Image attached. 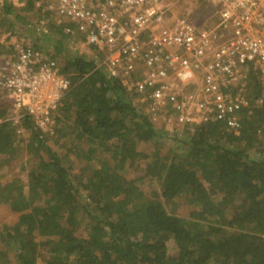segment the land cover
<instances>
[{"label":"trees","instance_id":"1","mask_svg":"<svg viewBox=\"0 0 264 264\" xmlns=\"http://www.w3.org/2000/svg\"><path fill=\"white\" fill-rule=\"evenodd\" d=\"M37 1L26 0L25 9ZM1 9L22 17L9 0H1ZM55 27L56 36L85 40L67 31L74 28L69 21ZM103 56L98 53L99 60ZM58 70L71 86L52 110L53 135L41 136L27 115L20 121L36 156L27 190L16 180L4 186V202L17 219L0 230L6 247L0 264H264V101L255 72L248 75L238 127L199 121L182 131L183 154L163 158L154 152L151 160L138 145L159 135L142 96L127 89L136 74L126 82L83 55L67 58ZM16 129L0 121V155L14 151ZM59 138L66 139L59 148L86 161L75 180L65 154L47 143ZM138 159L145 160L146 175L161 179L165 201L180 197L187 203L186 217L169 214L158 194L143 195L136 180L124 176ZM169 241L175 244L172 254ZM39 249L48 256L37 262ZM11 250L12 262L6 257Z\"/></svg>","mask_w":264,"mask_h":264},{"label":"built area","instance_id":"2","mask_svg":"<svg viewBox=\"0 0 264 264\" xmlns=\"http://www.w3.org/2000/svg\"><path fill=\"white\" fill-rule=\"evenodd\" d=\"M212 21L197 24L191 10L173 14L163 0H55V11L80 34L110 76H122L127 89L142 96L144 111L153 115L164 101L183 96V77L199 84L198 120H222L239 126L246 103L247 81L255 72L264 101V0H210ZM55 60L21 44L0 53V98L20 121L29 116L41 136L55 129L52 110L70 89ZM190 96V95H189ZM179 124L193 121L182 101L171 106ZM192 123V122H191Z\"/></svg>","mask_w":264,"mask_h":264},{"label":"rangeland","instance_id":"3","mask_svg":"<svg viewBox=\"0 0 264 264\" xmlns=\"http://www.w3.org/2000/svg\"><path fill=\"white\" fill-rule=\"evenodd\" d=\"M25 1L26 0H9L13 11L22 16L17 19L13 17V14H6L2 11L0 0V18L4 20L0 25V52L8 53L21 44H34L41 49L44 56L56 60L60 66L67 58H71L74 55H83L87 58H98V53L87 46L85 40L83 41L79 38L65 35V32H63L65 36H56L53 28H56V23L64 19L55 11V0L37 1L35 3L36 7L43 4L40 11H36V7L33 9H25ZM163 4L169 6L173 14H180L184 8H189L193 16L192 19L198 24L204 21H212L211 10L214 9L210 0H163ZM45 9L53 10L54 13L43 14L42 11ZM173 79L174 83H176V81L178 82L183 96L175 98L173 94L172 99L164 101L162 106L153 115H150L152 124L158 131L159 137L146 143H139L138 145V148L143 153H146L148 157H151V160L154 152L163 158H171L174 153L183 154L186 147L181 143L184 139L182 131L199 122V112L196 111L201 107L202 100L198 94V82H190L186 77H183V83L179 82L174 77ZM176 100L182 101L186 108L190 106L193 115L192 123L179 124L175 121L174 112H171V106ZM140 102L143 103L142 100ZM4 104H6L5 101L0 100V111L4 110ZM12 116L13 114L7 108V110L1 114L0 121H8L10 123V118ZM11 126L13 125L11 124ZM15 136L14 151L0 155V230L11 226L17 219V214L12 212L9 205L4 202L6 197L5 193L7 192L4 186L16 180L22 182L24 190H27L25 185L27 182V173L32 166L31 160L34 158V155L36 156L35 152H33V143L28 131L21 129ZM51 141L47 142L51 150L56 151L59 155L65 154L62 156L63 160L64 162L68 161L67 168L69 174L71 179L75 180V176L82 174L86 161H81V159L76 158L75 153L67 152L65 147L59 148L57 146L58 143H64L66 139L59 138L57 142ZM86 147L85 141H82L80 143V148L86 149ZM104 157L105 156L102 155L100 159H104ZM96 164L98 163L96 162ZM145 166V160L138 159L134 167L124 173V176L126 178L135 179L143 195L149 197L155 193L158 194L159 200L163 203L165 210L169 214L186 217L188 209L187 203L180 197L165 201L163 197H161V179L146 175ZM37 239L41 240L43 238L38 237ZM4 250H6V247L0 242V255L4 253ZM174 250V242L169 241L167 243V253L172 254ZM47 256V250L39 249L37 262L41 260L39 258H47ZM6 257L9 261H14L13 251H7Z\"/></svg>","mask_w":264,"mask_h":264}]
</instances>
